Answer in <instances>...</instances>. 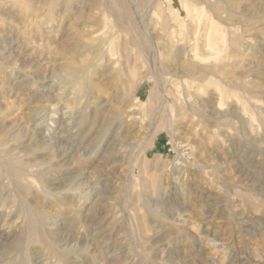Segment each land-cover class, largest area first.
I'll list each match as a JSON object with an SVG mask.
<instances>
[{
    "label": "rangeland",
    "instance_id": "374dc122",
    "mask_svg": "<svg viewBox=\"0 0 264 264\" xmlns=\"http://www.w3.org/2000/svg\"><path fill=\"white\" fill-rule=\"evenodd\" d=\"M0 141V264H264V0H0Z\"/></svg>",
    "mask_w": 264,
    "mask_h": 264
},
{
    "label": "bare ground",
    "instance_id": "6f19581e",
    "mask_svg": "<svg viewBox=\"0 0 264 264\" xmlns=\"http://www.w3.org/2000/svg\"><path fill=\"white\" fill-rule=\"evenodd\" d=\"M222 102V101H221ZM220 102V103H221ZM241 123V122H240ZM243 124V123H242ZM242 131V130H241ZM0 142H2V141H0ZM1 155H3L2 153H0ZM0 155V158L2 159L3 157ZM0 159V160H1ZM4 162V161H3ZM5 163H3V165H4ZM6 165V164H5ZM4 165V166H5ZM1 167V166H0ZM246 167V166H245ZM3 169V168H2ZM4 172H7L6 174H9L10 176H11V178H14V190H15V192L19 195V196H21V197H23L22 195H23V187H22V184L20 183V181L18 180V179H16L20 174H21V170L20 169H18V168H9L8 166H5V168H4ZM3 173V172H2ZM24 185V184H23ZM25 186V185H24ZM26 187V186H25ZM25 187H24V190H26L25 189ZM28 188V187H27ZM27 191V190H26ZM25 191V192H26ZM25 195V194H24ZM31 205V204H30ZM30 208V213H31V218H32V223L34 224L35 223V227L33 226V228H35L34 229V231H35V233L37 234L36 236H38V238L39 239H41V240H43V239H48L49 237H51V236H48V233L45 231V229H44V227L42 226V224H41V222H40V219L42 218V217H44L46 214L44 213V208L41 206V205H37V204H35V205H32V206H29ZM24 213V212H23ZM27 215V214H26ZM30 215V214H29ZM42 220V219H41ZM46 222V221H45ZM44 223V222H43ZM58 226V225H57ZM27 228V227H26ZM28 230V229H27ZM30 230V229H29ZM55 230V229H54ZM61 231V230H60ZM57 231L55 230V233H56ZM63 234V233H62ZM33 235V234H32ZM67 235V234H66ZM57 236V235H56ZM30 237V236H29ZM32 237V236H31ZM30 237V238H31ZM37 238V239H38ZM59 239V238H58ZM20 239L18 238V241H19ZM30 240V239H29ZM36 240V239H35ZM17 241V242H18ZM32 241V240H31ZM52 241H54V240H52ZM20 242H22V241H20ZM42 242H44V241H42ZM47 242V241H46ZM23 243V242H22ZM29 243V242H28ZM43 244V243H42ZM48 244H49V242H48ZM47 245V244H46ZM48 246V245H47ZM52 245H50V247H51ZM53 247V246H52ZM50 251V250H49ZM48 251V252H49ZM56 252V251H55ZM51 253V252H50ZM55 254H57V253H55ZM242 260V259H241ZM68 261V260H67ZM21 264V263H20ZM69 264V263H68Z\"/></svg>",
    "mask_w": 264,
    "mask_h": 264
}]
</instances>
